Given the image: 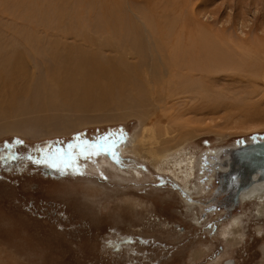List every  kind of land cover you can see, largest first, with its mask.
Returning a JSON list of instances; mask_svg holds the SVG:
<instances>
[{
    "label": "rangeland",
    "instance_id": "obj_1",
    "mask_svg": "<svg viewBox=\"0 0 264 264\" xmlns=\"http://www.w3.org/2000/svg\"><path fill=\"white\" fill-rule=\"evenodd\" d=\"M41 1L0 0L1 52L12 54L20 49L19 54L25 55V71L14 78L15 83L50 81L57 74L54 69L61 65L52 52L79 56L75 61L95 57V49L82 38V22H72L78 26L76 31L63 26L64 33L50 25L49 31L43 27L48 20L52 26L69 23L74 4L76 9L82 7L80 15L86 25H100L102 14L95 8L97 0H80L83 5L76 0ZM139 1L150 24H179L180 13L194 5L199 22L209 21L205 30L212 29L219 38L232 42L245 41L244 47H230L239 70H217L208 75L202 72L193 78L198 88L195 94L173 96L171 102L183 103L182 107L194 111L182 119V126L179 122L171 125L168 114H151L149 126L152 123L171 129L160 135L163 143L180 144L177 149L193 155L195 171L189 184L174 174L159 172L154 157L143 147L147 154L142 151L141 156H134L131 149L116 152L119 162L111 155L93 156L80 161L78 171L66 174L35 165L26 157L38 156V149L47 145L66 146L77 135L95 140L111 133L118 135L122 130L123 142L135 138L141 118L127 116L133 110L124 107L103 110L97 106L82 112L71 109L69 114L55 108L46 111L37 108L33 100L7 94L0 112V156L7 155L4 145L12 144L18 159H0V264H221L227 259L236 264H264V220L250 203L226 210V193L218 191L220 183L210 167L220 151L264 139V0ZM105 2L126 10L124 0ZM173 2L181 10H172ZM56 6L60 7L58 15ZM53 16L58 23L54 24ZM105 35L99 32L94 36ZM39 43L45 45L40 51L47 53H30L29 46L37 48ZM56 43L58 48L54 47ZM114 44L96 51L108 62L125 61L131 66L137 62L131 55L127 58L124 52L112 51ZM48 45H53L51 53ZM147 59L140 60L141 66L150 64ZM86 74H90V68ZM122 115L126 116L118 120ZM82 122L87 125L80 126ZM12 123L19 127L7 131ZM18 140L22 143L16 144ZM237 217L243 222L244 238L235 246L233 242L227 245L228 233L222 232Z\"/></svg>",
    "mask_w": 264,
    "mask_h": 264
},
{
    "label": "bare ground",
    "instance_id": "obj_2",
    "mask_svg": "<svg viewBox=\"0 0 264 264\" xmlns=\"http://www.w3.org/2000/svg\"><path fill=\"white\" fill-rule=\"evenodd\" d=\"M50 1L53 2V0ZM60 1L63 3L65 0ZM66 1L69 2L70 0ZM76 1L80 2V0ZM105 1L106 0H97L95 7L96 10L101 11L100 13L102 14L100 25L90 26L92 23L86 25L87 21L85 17L80 15V9L82 7L76 9L75 4L71 5V18L69 19V23L63 24L54 19L53 16L51 18L54 19V24L55 22H59L61 27H59V25L52 26V23L49 22L50 20L44 24L45 26L43 28L47 31H49V28H52L58 29L60 32L64 33L61 30L63 26L76 31L78 28L75 29V27L78 26L77 24H72V22H82V38L84 42L88 43L91 49H95L94 58L75 61L79 56L72 53L67 55V52L62 54L59 53L60 51L58 54L61 55H58L52 52L53 45L51 47L49 46L51 44H49L47 46L50 48L49 52H52L51 54L61 63V65L57 67L58 70L54 69L55 72L57 71V74L55 75L53 72V78H51L52 76H50L51 80L48 78L50 81H47V79L43 80L42 78L43 81L40 83L38 80H36V82L34 81L35 84L32 82L34 85H27L28 83L23 84V82L15 83L14 78L23 75L25 71L23 64L25 55L24 53L19 54L20 49H17L19 52H11L12 54L8 52L2 53L0 49V112L1 104H3L8 97L7 94H10L11 98L15 99L21 97L22 99L33 100L38 104L37 108H43L46 111H51L55 108V111H67L66 113H68L71 109H73V111H81L82 109L84 110L90 107L97 108V106L103 110L106 108H117V110L122 107L132 108L133 112L126 113V115L129 116L132 114L141 118L140 131L138 130V135L135 133L137 135H135V138H131L119 144L116 152L120 154L131 149L134 156H141L146 153L142 150V147L143 149L148 148V152L154 157V166L159 172L174 174L178 180L188 185L195 171L193 155H190L183 148L177 149L180 144L173 145L163 143L160 140V135L168 134L171 129L169 126H155L152 123L149 126L151 114L154 111L168 114V116L172 118L171 125L179 122L180 126H182V119L194 111L193 109H185V107H182L183 103L175 104L171 102L173 96L177 94L184 98L187 95L195 94L198 88L194 86L193 78L197 77L202 72L208 75L214 72L217 73V70H239V63L233 60L230 47H244L245 41L232 42L228 38H219L216 32V34H214L213 31H211L212 29L205 30V28L209 26L207 24L209 21L203 23L199 22L193 4L192 9L188 7L184 9V12L180 13L179 20H181V22L176 25L172 23L173 26H171V24H167V21L161 23L153 21L152 24H150L144 17L143 9L139 7V4L142 3L139 0H124L126 10L122 8L117 9L114 6L110 7ZM179 1L181 0H178V2ZM173 3H171L172 10H181V6L178 5V3ZM147 4L149 5V2ZM190 4L191 2L189 5ZM85 5L84 8L88 7L87 4ZM54 8L56 15H58L60 13V7L58 8L56 6ZM61 9L63 11L64 7L61 6ZM102 9L105 10L102 11ZM67 10L69 12L68 8ZM128 12H130L131 15H129ZM51 14L55 15L54 11ZM90 15L93 17V13H90ZM212 18L215 17L212 16ZM215 21L217 22L218 20L215 19ZM218 23L219 22H217V24ZM161 24L164 26H161ZM162 27H165V30ZM217 30L219 31V29ZM97 31H99L100 34L104 33L106 35L103 36V38H95L94 35L99 34ZM113 42H115V44L112 47V51L124 52L125 55L123 57L127 56V58L131 55L138 59L137 62L131 66L125 61H120L118 63L108 62L99 56L96 50L101 51L103 48L112 45ZM58 45L59 44L56 43L54 47L58 48ZM44 46L41 43H39L37 48H35L36 45L32 46L33 48L29 46L30 53L34 55L44 52L47 53L45 50L40 51ZM6 48L5 50H7ZM62 49H65V46L62 47ZM144 57L148 58L147 60L150 62L146 67L141 66L143 62L139 63ZM88 63L89 67H87ZM89 68L90 74H86ZM107 79L110 81L109 84H106L108 82ZM195 81H197L196 78ZM14 102L16 103V101ZM187 104L189 105V103ZM126 115L118 117V120L123 119L122 117ZM259 117L260 116H258V119ZM190 122L195 124L192 120H190ZM184 123L186 124V122ZM85 125L87 124L82 122L80 126ZM8 127H10V129H7V131L15 130L19 126L16 123H12ZM195 129H197V127ZM69 131L70 130H68V132ZM170 141L172 142V140ZM142 151L144 153L141 154ZM117 154L118 153H116V155ZM93 169L94 167H92V170ZM197 191L199 192L200 188L199 190L197 189ZM190 201H192V199H190ZM247 203L253 204L257 215L264 220V186L256 184L247 192L240 194L239 206ZM205 204L206 203H204V205ZM230 223V226L225 228L222 234L226 235V233H228V241L225 240L227 241V245L233 242L235 246L239 240L244 238L243 222L237 217ZM226 261L228 260L223 262L225 263ZM223 262L221 264H223ZM232 262L233 261H231L230 264H233ZM228 263L229 262H226L225 264ZM209 264L219 263L214 262Z\"/></svg>",
    "mask_w": 264,
    "mask_h": 264
},
{
    "label": "water",
    "instance_id": "obj_3",
    "mask_svg": "<svg viewBox=\"0 0 264 264\" xmlns=\"http://www.w3.org/2000/svg\"><path fill=\"white\" fill-rule=\"evenodd\" d=\"M220 183L218 191L226 193L224 208L239 205L240 194L252 186H264V139L245 142L220 151L210 165Z\"/></svg>",
    "mask_w": 264,
    "mask_h": 264
},
{
    "label": "snow or ice",
    "instance_id": "obj_4",
    "mask_svg": "<svg viewBox=\"0 0 264 264\" xmlns=\"http://www.w3.org/2000/svg\"><path fill=\"white\" fill-rule=\"evenodd\" d=\"M124 132L121 130L119 134L111 133L109 135L98 136L95 140H88L77 135L73 142L66 146H61L57 143L54 145H47L38 149V156L26 157L31 163L35 165H43L53 169L61 174L68 172H75L79 170V162L91 159L93 156L111 155L114 160L119 162L116 155L117 146L123 142ZM22 141H16V144H21ZM15 145L5 144L4 149L7 155L0 156V159L13 161L18 159L13 150Z\"/></svg>",
    "mask_w": 264,
    "mask_h": 264
},
{
    "label": "flooded vegetation",
    "instance_id": "obj_5",
    "mask_svg": "<svg viewBox=\"0 0 264 264\" xmlns=\"http://www.w3.org/2000/svg\"><path fill=\"white\" fill-rule=\"evenodd\" d=\"M1 153H2V151L0 150V155H1ZM227 260H228V259H227ZM231 261H233V262H232L233 264H236V263H235V262H236L235 260H228V261H226V262H229L228 264H230ZM226 262H225V263H226Z\"/></svg>",
    "mask_w": 264,
    "mask_h": 264
}]
</instances>
